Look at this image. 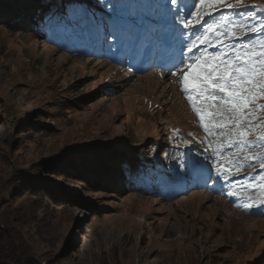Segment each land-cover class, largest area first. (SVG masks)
Returning <instances> with one entry per match:
<instances>
[{"label": "rangeland", "instance_id": "1", "mask_svg": "<svg viewBox=\"0 0 264 264\" xmlns=\"http://www.w3.org/2000/svg\"><path fill=\"white\" fill-rule=\"evenodd\" d=\"M133 1L64 0L69 7L48 27L26 18L40 0H0V201L32 168L63 198L41 203L42 229L17 215L0 229L20 234L37 264H264V212L226 195L233 187L246 195L244 176L231 187L195 186L194 175L204 182L206 174L182 156L191 151L196 161L205 133L175 78L90 54L93 38L110 35L111 18L133 13ZM105 83L109 91L97 92ZM68 159L63 174L55 164ZM125 167L134 171L126 182Z\"/></svg>", "mask_w": 264, "mask_h": 264}, {"label": "snow or ice", "instance_id": "2", "mask_svg": "<svg viewBox=\"0 0 264 264\" xmlns=\"http://www.w3.org/2000/svg\"><path fill=\"white\" fill-rule=\"evenodd\" d=\"M160 7L192 34L185 44L188 55H181L168 72L205 133L200 140L207 164L205 185L211 181L231 187L243 175L240 191L246 195L234 187L226 195L240 199V208L264 212V16L247 22L255 18L254 8L264 13V5L191 0L181 6V0H163ZM227 12L240 21L230 20Z\"/></svg>", "mask_w": 264, "mask_h": 264}, {"label": "trees", "instance_id": "3", "mask_svg": "<svg viewBox=\"0 0 264 264\" xmlns=\"http://www.w3.org/2000/svg\"><path fill=\"white\" fill-rule=\"evenodd\" d=\"M55 10L56 8L53 4L49 1H43V4L39 6L35 12L30 11L34 13L33 18L35 17L43 20L49 19L50 15L55 14ZM31 17V15H28L27 19ZM15 22L16 20H14L13 23L15 24ZM99 87L100 86L97 87V92L100 91ZM34 129L30 131V134L44 133L43 130L34 132ZM70 162L71 160L69 159L66 161L61 160L58 162L59 164H55V168L60 166L59 170L61 173L71 174V168L66 166ZM42 164L46 165V162ZM12 166H16V164L13 163ZM54 173L56 172L53 171L52 174ZM28 178H32L34 181L29 182L30 180ZM14 180L15 187H13L12 195H10L7 200L0 201V220L7 224L12 215H17L19 223L22 226L33 224L36 225L37 229H42V222L36 221L35 217L37 211L42 209L40 206L41 203L43 201H53L59 204L61 202L60 200H63V198L57 193H51V190L41 182V176L37 173L35 168L30 169L24 176L15 177ZM78 180L82 181L81 178ZM0 264H37V259L33 256L31 249L22 239L21 235L12 228L8 231L0 229Z\"/></svg>", "mask_w": 264, "mask_h": 264}, {"label": "bare ground", "instance_id": "4", "mask_svg": "<svg viewBox=\"0 0 264 264\" xmlns=\"http://www.w3.org/2000/svg\"><path fill=\"white\" fill-rule=\"evenodd\" d=\"M152 2H156L155 0H149V3H148V6H150V4ZM143 3H147V1H143ZM158 4L156 5V7H155V12L156 13H158L159 15H161L162 14V12H161V10H162V8L160 7V4H161V1H158L157 2ZM138 13V15H137V17L138 16H141V14H144L145 12H144V10L143 9H139V11L137 12ZM224 15H226L230 20H232V21H235V22H239L240 21V17L239 16H237L236 14H234V13H231V12H227V13H224ZM119 16V15H118ZM125 17H122V19H124ZM217 19H219V15L217 14ZM147 21L150 23L151 22V13L149 12L148 14H147ZM209 22H211V21H209ZM222 22V21H221ZM123 23H125V22H123ZM253 23V22H252ZM150 28H151V26L149 25V28L147 29V30H150ZM200 31H202V29H199ZM210 50V49H209ZM184 56H187L188 55V52H186L185 54H183ZM112 56L114 57V56H116L115 55V52H113L112 53ZM80 233V232H79ZM77 235V234H76ZM80 237V235L78 234V236L75 238V239H73V240H77V238H79Z\"/></svg>", "mask_w": 264, "mask_h": 264}]
</instances>
